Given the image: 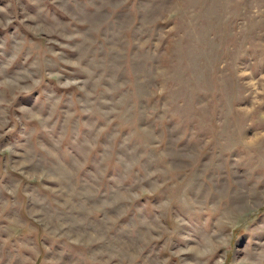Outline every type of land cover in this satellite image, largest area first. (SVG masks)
<instances>
[{
  "label": "rangeland",
  "instance_id": "obj_1",
  "mask_svg": "<svg viewBox=\"0 0 264 264\" xmlns=\"http://www.w3.org/2000/svg\"><path fill=\"white\" fill-rule=\"evenodd\" d=\"M0 264H264V0H0Z\"/></svg>",
  "mask_w": 264,
  "mask_h": 264
}]
</instances>
